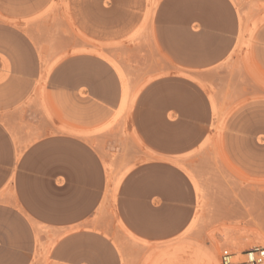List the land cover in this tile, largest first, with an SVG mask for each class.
<instances>
[{
  "label": "rangeland",
  "instance_id": "rangeland-1",
  "mask_svg": "<svg viewBox=\"0 0 264 264\" xmlns=\"http://www.w3.org/2000/svg\"><path fill=\"white\" fill-rule=\"evenodd\" d=\"M161 1L0 0V88L11 80L16 93L18 163L44 137L42 120L55 119L56 89L80 84L82 69L97 72L92 83L114 104L119 87L122 92L118 110L101 127L53 131L91 137L111 188L100 201L96 167L90 204L100 202L86 224L70 230L31 224L32 264H85L95 252L107 254L99 258L107 264H220L223 250L264 247V65L249 61L250 41L264 25V0H230L239 5L243 28L240 63L230 56L203 71L206 80L185 76V83L151 86L161 68L154 35ZM172 106L179 117L166 112ZM85 186L76 183L71 191ZM28 233L18 217L0 211V264L24 262ZM67 236L76 237L56 253Z\"/></svg>",
  "mask_w": 264,
  "mask_h": 264
},
{
  "label": "crops",
  "instance_id": "crops-1",
  "mask_svg": "<svg viewBox=\"0 0 264 264\" xmlns=\"http://www.w3.org/2000/svg\"><path fill=\"white\" fill-rule=\"evenodd\" d=\"M239 12V5L230 0H162L155 14L154 25L161 68L156 71L157 77L151 86L173 80L185 83L189 81L185 76L206 80L208 77L203 71L225 63L230 56L234 64L240 63L243 28ZM254 38L255 41H250L249 46L250 64L264 65V25L256 31ZM78 59L95 64L100 70L109 69L106 63L96 58ZM81 74L82 81L73 89H56L55 119L42 120L44 137L24 151L19 163L16 93L12 92L11 80L7 88H0V113L5 114L0 121V211L12 213L28 228L30 246L28 250L21 252L24 257L22 264H32L33 260L31 224L61 225L65 230L76 229L91 219L98 202L102 200L107 189L111 188L102 167V157L88 143L91 137L53 133L62 125L84 132L101 127L112 120L113 113L120 106V87L114 104L92 83L98 79L97 72L84 68ZM143 95L144 92H141L137 96L135 107ZM180 111L175 106L166 109L167 113L177 117ZM13 112L14 119L11 120ZM1 136L4 140L3 150ZM140 138L144 145H148L143 137ZM158 155L162 156L160 161H170L165 158L168 155ZM104 160L106 161V158ZM96 167L100 170V201L91 205L90 194L94 190L89 184ZM38 182L44 185L42 189L37 186ZM81 182L86 183L84 189L77 187L71 191L73 185ZM70 193L71 195H67ZM35 194L40 199L34 198ZM57 194L63 197L58 199L55 197ZM37 209L41 210V213H37ZM85 209L89 211L84 213ZM75 237H65L58 245L56 253ZM93 237L104 241L100 237ZM1 247L0 239V249ZM111 253L109 255L117 257L113 250ZM106 255L95 252L92 255L95 259L85 260V264H107L99 259ZM72 264L83 262L80 259Z\"/></svg>",
  "mask_w": 264,
  "mask_h": 264
},
{
  "label": "built area",
  "instance_id": "built-area-1",
  "mask_svg": "<svg viewBox=\"0 0 264 264\" xmlns=\"http://www.w3.org/2000/svg\"><path fill=\"white\" fill-rule=\"evenodd\" d=\"M219 259L220 264H264V247H254L239 254L223 250Z\"/></svg>",
  "mask_w": 264,
  "mask_h": 264
},
{
  "label": "bare ground",
  "instance_id": "bare-ground-1",
  "mask_svg": "<svg viewBox=\"0 0 264 264\" xmlns=\"http://www.w3.org/2000/svg\"><path fill=\"white\" fill-rule=\"evenodd\" d=\"M153 1V0H152ZM157 4V3H156ZM151 8V7H150ZM152 15H153V10H150L149 12H148V15H147V17L148 18H151L152 17ZM243 16V15H242ZM246 18V17H245ZM246 22V21H245ZM243 30V29H242ZM245 31V30H244ZM86 48V47H85ZM101 51V50H100ZM105 55V54H104ZM105 58H107V56L105 57ZM125 77V76H124ZM122 80V79H121ZM126 80V79H125ZM125 80H124V82H125ZM130 90V89H129ZM129 94V93H128ZM126 101V93L124 94V97H123V102H125ZM146 159V158H145ZM107 165V164H106ZM109 165V164H108ZM109 170V169H108ZM107 171V170H106ZM108 172V171H107ZM106 172V173H107ZM124 176V175H123ZM123 176H121L120 178H119V180H117V182H116V184H115V190H117V188H118V185H119V183H120V181H121V179L123 178ZM110 177H111V175H110ZM113 178V177H112ZM109 179V178H108ZM194 184H195V187H196V189H197V186H196V183L194 182ZM199 191H200V189H199ZM107 193V192H106ZM110 195V194H109ZM203 195V194H202ZM111 197V196H110ZM108 201V200H107ZM110 202V201H109ZM108 204V203H107ZM114 204V203H113ZM109 211V210H108ZM114 214V213H113ZM115 216V215H114ZM120 229H121V227H120ZM124 232V231H123ZM125 233V232H124ZM132 237V236H131ZM133 238V237H132ZM134 239V238H133ZM144 245V244H143ZM149 246V245H148ZM150 249H151V247H149ZM135 249V248H134ZM154 249V248H153ZM150 251V250H149ZM150 253V252H149ZM144 254V253H143ZM153 254V253H152ZM156 255V254H155Z\"/></svg>",
  "mask_w": 264,
  "mask_h": 264
}]
</instances>
